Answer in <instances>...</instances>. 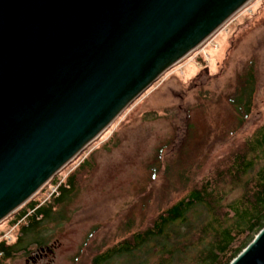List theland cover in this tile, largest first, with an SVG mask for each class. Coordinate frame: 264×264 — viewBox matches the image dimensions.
Segmentation results:
<instances>
[{
    "label": "water",
    "instance_id": "obj_1",
    "mask_svg": "<svg viewBox=\"0 0 264 264\" xmlns=\"http://www.w3.org/2000/svg\"><path fill=\"white\" fill-rule=\"evenodd\" d=\"M251 1L0 0V223Z\"/></svg>",
    "mask_w": 264,
    "mask_h": 264
},
{
    "label": "rangeland",
    "instance_id": "obj_2",
    "mask_svg": "<svg viewBox=\"0 0 264 264\" xmlns=\"http://www.w3.org/2000/svg\"><path fill=\"white\" fill-rule=\"evenodd\" d=\"M252 60L264 101V0H252L165 72L31 199L39 206L52 204L60 185L74 175L75 188L62 206L55 204L52 220L38 235L29 233L25 251L3 264H91L95 253L143 230L191 187L182 180L186 168L206 151L231 149L234 139L262 118L264 105L258 104L242 121V108L231 99ZM20 209L0 223V241H17L29 219L13 222ZM42 249L46 255L35 257Z\"/></svg>",
    "mask_w": 264,
    "mask_h": 264
},
{
    "label": "trees",
    "instance_id": "obj_3",
    "mask_svg": "<svg viewBox=\"0 0 264 264\" xmlns=\"http://www.w3.org/2000/svg\"><path fill=\"white\" fill-rule=\"evenodd\" d=\"M207 64V63H206ZM245 71V72H244ZM240 75L241 87L232 103L247 120L264 105L256 61ZM264 96V93H263ZM239 107V108H238ZM254 127L240 133L232 148L215 155L210 150L184 171L191 187L160 212L143 230L92 256L91 264H230L264 227V111ZM242 118V117H241ZM238 132V131H235ZM90 161H83L81 171ZM190 171H201L192 175ZM74 175L59 187L47 205L30 200L13 222L29 217L15 243L0 241V264L27 248L29 235L39 234L75 188ZM57 209H59L57 207ZM33 211L31 214L28 211ZM55 210V212H54ZM55 213V214H54ZM36 236V235H35ZM40 244V240L36 239Z\"/></svg>",
    "mask_w": 264,
    "mask_h": 264
},
{
    "label": "flooded vegetation",
    "instance_id": "obj_4",
    "mask_svg": "<svg viewBox=\"0 0 264 264\" xmlns=\"http://www.w3.org/2000/svg\"><path fill=\"white\" fill-rule=\"evenodd\" d=\"M43 250L44 249L40 250V253H37V255L35 257L40 258V257H43L44 255H46V254L43 253L44 252Z\"/></svg>",
    "mask_w": 264,
    "mask_h": 264
},
{
    "label": "built area",
    "instance_id": "obj_5",
    "mask_svg": "<svg viewBox=\"0 0 264 264\" xmlns=\"http://www.w3.org/2000/svg\"><path fill=\"white\" fill-rule=\"evenodd\" d=\"M56 190H58V187L53 188L51 194H53Z\"/></svg>",
    "mask_w": 264,
    "mask_h": 264
}]
</instances>
